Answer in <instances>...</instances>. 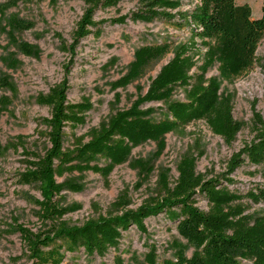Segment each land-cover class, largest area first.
<instances>
[{
	"label": "rangeland",
	"instance_id": "obj_1",
	"mask_svg": "<svg viewBox=\"0 0 264 264\" xmlns=\"http://www.w3.org/2000/svg\"><path fill=\"white\" fill-rule=\"evenodd\" d=\"M236 4L248 5L253 19L261 16L262 0H236ZM87 8L85 0H0V264H31L19 226L34 234L52 229L40 220V184L32 172L49 148L44 122L51 112L47 94L62 81L69 64L67 100L88 102L92 108L83 126L65 129L63 152L73 157L67 167H57L55 177L64 186L57 200L58 223L63 225L80 227L110 212L134 211L162 197L166 189L176 188L185 173L193 171L205 181L224 176L231 156L254 137V114L264 118L263 36L256 50L257 64L250 71L231 82L219 79L218 66L207 74L219 81V94L231 97L232 116L239 125L231 144L214 135L203 121L155 140L150 138L155 135H150L152 126L145 121L138 122L136 130H125L132 146L114 147L108 157L82 155L80 147L91 140V130L129 111L190 36L188 29L179 30L172 22L133 21L139 0H120L109 9L95 11L96 33L74 48L72 33ZM122 17L123 23L115 22ZM162 43L168 52L160 63L131 81L134 64L150 53L148 48ZM156 100L140 106L154 122L167 114L165 105ZM171 100L184 102V93L177 89ZM263 173L264 165H244L230 176L234 182L229 188L245 194L263 183ZM114 203L119 210H114ZM197 207L208 208L204 199ZM247 213L264 215V206L251 205ZM144 223L145 234L130 227L122 233L117 249L108 250L103 258L87 256L79 245L70 251L69 241L61 239L45 251L63 254L60 264H176L179 256L186 260L193 256L177 223L162 214ZM252 226L255 231L264 228L259 223Z\"/></svg>",
	"mask_w": 264,
	"mask_h": 264
},
{
	"label": "trees",
	"instance_id": "obj_2",
	"mask_svg": "<svg viewBox=\"0 0 264 264\" xmlns=\"http://www.w3.org/2000/svg\"><path fill=\"white\" fill-rule=\"evenodd\" d=\"M119 1L85 0L88 8L72 33L74 48L96 33L95 11L109 9ZM185 5L189 9L184 10ZM125 19L122 17L115 22L123 23ZM131 19L172 22L179 30L188 29L190 36L174 51L173 59L160 69L148 92L129 111L112 116L107 123L91 130V140L80 147L81 154L95 158L101 153L108 157L114 147L132 146L126 141L125 130H136L138 122L141 125L145 121L152 126L150 135H155L150 138L155 140L193 122L203 121L225 143L234 142L239 125L232 116L231 97L219 94V81L207 78V74L218 66L219 79L231 82L257 64L256 50L264 36V0L261 16L255 19L250 7L237 5L236 0H139V9L132 13ZM148 50L150 53L132 67L131 81L145 76L168 52L164 43ZM71 67V64L65 67L64 78L47 94L51 112L44 122L49 148L42 158H38L32 172L40 184L41 199L37 203L40 220L46 226L51 224L52 229L34 234L18 227L30 263L60 264L63 254L56 250L45 251L52 242L60 239L69 241L70 251L79 245L87 256L103 258L108 250L117 249L122 233L130 227L145 234L144 222L162 214L168 221L177 223V230L194 250L189 260L177 257L176 264H240L241 261L264 264V228L255 231L252 226L255 223L264 225V215L247 213L251 205L264 206V173L263 183L245 194L229 188L234 182L230 176L242 166L264 165V118L256 113L252 122V141L231 156L224 176L205 181L203 176L192 171L180 177L176 188L166 189L162 197L150 200L134 211L110 212L108 216L89 220L80 227L58 223L61 210L57 200L64 186L56 183L57 167H67L73 157L71 152H63L65 129L83 126L92 108L88 102L71 104L67 100ZM177 89L184 93V102L171 100ZM164 97L166 99L161 100ZM156 99L165 105L167 114L164 119L154 122L149 119L150 112L140 106L143 101L148 103ZM199 199L206 201V211L197 207ZM117 203L113 204L114 210H119ZM149 252L156 254L153 246L149 247ZM166 264L174 263L167 261Z\"/></svg>",
	"mask_w": 264,
	"mask_h": 264
}]
</instances>
